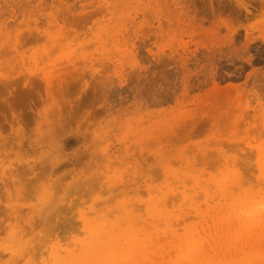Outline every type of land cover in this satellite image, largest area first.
I'll return each instance as SVG.
<instances>
[{
    "label": "rangeland",
    "instance_id": "obj_1",
    "mask_svg": "<svg viewBox=\"0 0 264 264\" xmlns=\"http://www.w3.org/2000/svg\"><path fill=\"white\" fill-rule=\"evenodd\" d=\"M0 264H264V0H0Z\"/></svg>",
    "mask_w": 264,
    "mask_h": 264
},
{
    "label": "bare ground",
    "instance_id": "obj_2",
    "mask_svg": "<svg viewBox=\"0 0 264 264\" xmlns=\"http://www.w3.org/2000/svg\"><path fill=\"white\" fill-rule=\"evenodd\" d=\"M14 193L18 196H22V192L18 189V190H15ZM119 263V262H118ZM178 263V262H177Z\"/></svg>",
    "mask_w": 264,
    "mask_h": 264
}]
</instances>
